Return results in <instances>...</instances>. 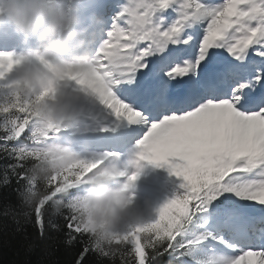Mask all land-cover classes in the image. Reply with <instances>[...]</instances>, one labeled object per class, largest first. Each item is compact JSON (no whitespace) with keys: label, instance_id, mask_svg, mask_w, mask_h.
<instances>
[{"label":"snow or ice","instance_id":"6c2138e0","mask_svg":"<svg viewBox=\"0 0 264 264\" xmlns=\"http://www.w3.org/2000/svg\"><path fill=\"white\" fill-rule=\"evenodd\" d=\"M97 55L101 65L118 56L122 71L114 85H91L94 102L116 121L143 125L140 158L182 180L158 219L123 241L120 264H156L165 254L175 264H264V0H125ZM18 63L0 56V81ZM28 116L10 91L0 101V152L12 161L4 183L9 173L25 181L32 157L61 130L42 136ZM74 157L71 181L99 161ZM75 184L58 193L68 204L66 243L79 238L75 264H101L108 258L72 207ZM44 209L34 212L41 235Z\"/></svg>","mask_w":264,"mask_h":264},{"label":"clouds","instance_id":"9594fccd","mask_svg":"<svg viewBox=\"0 0 264 264\" xmlns=\"http://www.w3.org/2000/svg\"><path fill=\"white\" fill-rule=\"evenodd\" d=\"M78 11V0H71L69 5L62 0H0V25H10L37 45L31 55L39 59V64L19 73L10 97L13 105L25 108L42 136L53 128L76 127L85 114V101L94 102L91 85H114L122 71V61L116 55H110L101 65L97 50L90 49L99 33L91 25L77 29ZM91 20L92 24L102 23L95 14ZM72 82L83 87L72 88ZM101 164L98 161L77 172L76 181L68 180L65 174L76 172L77 159L59 143L45 144L25 169L26 183L18 193V215L27 220L46 205L54 215L63 214L68 204L58 193L66 194L73 183L86 176L83 181L88 190L76 197L72 207L91 245L102 258L115 261L123 241L142 220L130 207L127 189L109 186V170Z\"/></svg>","mask_w":264,"mask_h":264},{"label":"trees","instance_id":"16d2710c","mask_svg":"<svg viewBox=\"0 0 264 264\" xmlns=\"http://www.w3.org/2000/svg\"><path fill=\"white\" fill-rule=\"evenodd\" d=\"M5 98L0 95V101ZM11 163L12 161L0 152V264H75L81 244L79 238L71 245L66 243V220L63 218L67 215L66 210L61 215H54L50 205H46L43 235L35 223L34 213L27 220L18 215L21 211L18 193L26 182H17L11 173L10 182H3L5 166ZM174 179L180 188L182 180L176 176ZM71 191L76 197L75 192ZM53 224L57 225L58 229L53 228ZM146 251L150 253V250ZM87 259L91 261L96 257L89 254ZM101 264H120V261L118 257L115 261L103 259ZM156 264H175V261L165 254L158 258Z\"/></svg>","mask_w":264,"mask_h":264},{"label":"rangeland","instance_id":"374dc122","mask_svg":"<svg viewBox=\"0 0 264 264\" xmlns=\"http://www.w3.org/2000/svg\"><path fill=\"white\" fill-rule=\"evenodd\" d=\"M0 56H3V55H0ZM15 67H22L21 69H24V68L28 67V63H25L22 61L20 64H16L14 66V68ZM14 68H13L12 72L9 74L14 73ZM85 103L86 104H84V107H85L86 111H85V114L81 118V122L78 124L79 134H85L84 132H87L88 127L86 126V124H87L85 121L86 119L91 120L92 122H99L100 121L98 114H96L92 109L89 108L91 106L89 104V102L86 101ZM107 122H109V121H107ZM72 129L73 128L69 129L68 133H71ZM73 138L78 139L81 137L80 136H77V137L72 136L68 140L64 141L63 146L67 148V146L71 145ZM141 139H143V136L139 139V141ZM138 145H139V142H138V144L136 143L135 146L131 149L132 151H130L131 157L133 156L132 159L134 160V162L138 163L140 166H142L144 168H148V171L150 172V173H148V177H150V175H153V173H154L153 176H155L156 179L163 180L165 175H166L165 171L167 169V165L157 166L153 163L150 164V162L147 160L141 159L139 156L140 148L138 147ZM90 154H93V153L89 152L87 154H84L83 156H81V159L87 160L89 158ZM99 156L104 161V163L106 161L111 160L112 157H114V158L118 157L116 155L108 156V155H104L101 153H99ZM129 162H130V160L127 162V165L129 164ZM127 169H129L128 167L125 168V170L132 172L130 175L131 178L133 176H135L136 177L135 179H139V180L143 179V176L141 173H139V171L133 172L134 171L133 168H131L130 170H127ZM122 173H123V171H122ZM124 176H126V179H127V177H129L126 174H124ZM131 178H128V180ZM151 181H152V177L149 179L148 182H145L141 187L139 186V188H138L139 192H132L131 191L129 184L131 185L132 182L128 183L126 181H122V182L119 181V182L113 183L111 186V187H116V188L124 187L127 189L128 195L131 199L130 207L132 209L136 210L140 214L142 222H147L148 220H150L153 217V211H155L154 207H156L158 205V202H156L157 199H154V195H157L159 197L166 195V193L164 191L157 190L155 187L150 186ZM158 201L163 202V199H160Z\"/></svg>","mask_w":264,"mask_h":264},{"label":"bare ground","instance_id":"6f19581e","mask_svg":"<svg viewBox=\"0 0 264 264\" xmlns=\"http://www.w3.org/2000/svg\"><path fill=\"white\" fill-rule=\"evenodd\" d=\"M78 18H79V15H78ZM87 23H89V20L87 21ZM6 25H8V24H6ZM70 87H72V88H75V84H74V82H72L71 84H70ZM86 102V101H85ZM88 102V101H87ZM92 107H98V109H102L103 110V112H106L102 107H100L99 105H98V103H95V102H92V105H91ZM94 111H96V109H93ZM106 114H107V112H106ZM109 118H110V120H113V117L111 116V115H109ZM110 124L111 125H115V126H117L118 128H120V129H123L126 125H127V122H125V121H116V120H114L113 122H111L110 121ZM145 131H147V129H145L144 130V132ZM142 133V135H144L145 133ZM114 139H111V140H104L103 142H112ZM136 167H137V169H138V171L139 172H141V174L144 176V178L147 180L148 178H147V176H148V173H149V171H148V169L147 168H142V167H140L139 165H135ZM125 162L123 161V160H118V161H115V162H112V163H110V165H109V168L112 170V171H115L116 172V175L115 176H120L119 175V171H118V169L120 168L121 170H124V173H126L127 171H125ZM113 178H114V176H112L110 179H109V182H111L112 180H113ZM137 184H138V187L140 186V185H142L143 184V181L142 180H139V181H137L136 182ZM132 186H133V188L134 189H138V187H136V185L135 184H132Z\"/></svg>","mask_w":264,"mask_h":264}]
</instances>
